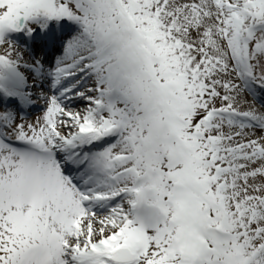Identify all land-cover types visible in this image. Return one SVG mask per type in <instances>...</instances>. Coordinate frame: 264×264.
<instances>
[{
  "label": "snow or ice",
  "instance_id": "obj_1",
  "mask_svg": "<svg viewBox=\"0 0 264 264\" xmlns=\"http://www.w3.org/2000/svg\"><path fill=\"white\" fill-rule=\"evenodd\" d=\"M0 264H264V0H0Z\"/></svg>",
  "mask_w": 264,
  "mask_h": 264
}]
</instances>
